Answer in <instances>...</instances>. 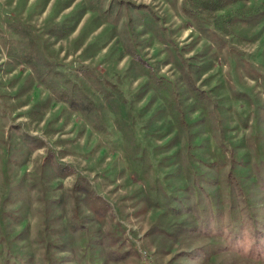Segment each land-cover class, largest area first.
<instances>
[{
	"label": "rangeland",
	"instance_id": "rangeland-1",
	"mask_svg": "<svg viewBox=\"0 0 264 264\" xmlns=\"http://www.w3.org/2000/svg\"><path fill=\"white\" fill-rule=\"evenodd\" d=\"M0 264H264V0H0Z\"/></svg>",
	"mask_w": 264,
	"mask_h": 264
},
{
	"label": "trees",
	"instance_id": "trees-1",
	"mask_svg": "<svg viewBox=\"0 0 264 264\" xmlns=\"http://www.w3.org/2000/svg\"><path fill=\"white\" fill-rule=\"evenodd\" d=\"M204 1H206V0H204ZM229 3H231V2H229V1H224V2H222V3H220V4H217V5H214V6H208V7L206 6L205 8H206V9L218 10V9H221L223 6L229 4ZM211 5H213L212 2H211Z\"/></svg>",
	"mask_w": 264,
	"mask_h": 264
}]
</instances>
